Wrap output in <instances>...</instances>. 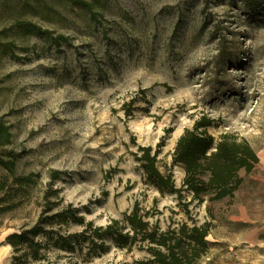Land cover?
Segmentation results:
<instances>
[{"label":"rangeland","instance_id":"rangeland-1","mask_svg":"<svg viewBox=\"0 0 264 264\" xmlns=\"http://www.w3.org/2000/svg\"><path fill=\"white\" fill-rule=\"evenodd\" d=\"M33 20L51 32L31 38L26 60H4L0 118L11 126L19 172L33 176V195L0 216L5 236L31 226L44 208L52 171L53 211L71 204L86 222L105 226L135 202L162 229L186 219L175 195L159 194L134 160L157 148L158 167L173 172L172 152L203 114L208 132L246 139L259 163L234 196L191 203L198 223H211L209 250L196 264H264V0H36ZM62 35L59 45L53 38ZM187 201L190 197L185 196ZM79 227H70V232ZM79 264H132L144 254L107 242ZM62 262L64 257L61 258ZM65 262V261H64Z\"/></svg>","mask_w":264,"mask_h":264},{"label":"trees","instance_id":"trees-1","mask_svg":"<svg viewBox=\"0 0 264 264\" xmlns=\"http://www.w3.org/2000/svg\"><path fill=\"white\" fill-rule=\"evenodd\" d=\"M36 0H0V71L4 60H26L36 46L29 48L31 38H50L51 32L43 29L33 19ZM67 38H53L55 45ZM214 120L202 115L193 127L184 129L172 152V167L183 171L180 187L173 172H162L158 156L163 144L156 149L139 146L134 160L146 180L159 194L175 195L179 211L186 217L181 222H171L162 229L158 221L139 202L120 218L112 219L105 226L86 222L78 208L68 204L53 211L58 202H51V182L59 175L52 171L50 184L43 196L44 208L31 225H21L8 233L4 245L10 246L9 264H79L89 257L99 256L107 249V242L126 252L144 254L132 264H196L207 254V237L211 223H198L189 210L191 203L205 205L207 214L213 204L230 199L243 182V175L251 174L259 163V157L250 143L236 134L223 132L217 137L208 132ZM11 126L0 118V216L27 203L33 195V176L19 172L20 153L13 145ZM185 196L190 197L187 201ZM79 227L70 232V227ZM64 257L65 260H61ZM65 261V262H64Z\"/></svg>","mask_w":264,"mask_h":264},{"label":"bare ground","instance_id":"bare-ground-1","mask_svg":"<svg viewBox=\"0 0 264 264\" xmlns=\"http://www.w3.org/2000/svg\"><path fill=\"white\" fill-rule=\"evenodd\" d=\"M3 247L6 248V249H10L9 245H3Z\"/></svg>","mask_w":264,"mask_h":264}]
</instances>
